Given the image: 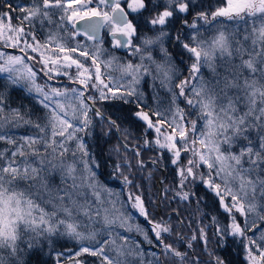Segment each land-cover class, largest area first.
I'll return each mask as SVG.
<instances>
[{
    "label": "snow or ice",
    "instance_id": "obj_1",
    "mask_svg": "<svg viewBox=\"0 0 264 264\" xmlns=\"http://www.w3.org/2000/svg\"><path fill=\"white\" fill-rule=\"evenodd\" d=\"M0 79V264H47L45 246L54 264H186L173 225L152 218L130 178L135 166L150 180L165 161V199L199 211L210 197L228 219L198 222L187 247L207 251L214 226L220 248L238 242L244 264H264V0H0ZM9 86L38 112L12 107ZM113 137L120 189L101 180L90 144ZM57 238L77 250L54 252Z\"/></svg>",
    "mask_w": 264,
    "mask_h": 264
},
{
    "label": "trees",
    "instance_id": "obj_2",
    "mask_svg": "<svg viewBox=\"0 0 264 264\" xmlns=\"http://www.w3.org/2000/svg\"><path fill=\"white\" fill-rule=\"evenodd\" d=\"M200 1L201 0H198L199 3H200ZM203 3L205 4V6H207L209 4H214V0H203ZM170 51H172L173 55H175L178 50L170 48ZM184 59H185L186 62H188L187 61V56H185ZM147 93H148V91H147ZM8 96H9L8 103L12 107H14V106L20 107L21 105H23L24 106V110L34 111V108L30 107V106L33 105V102L31 101V98L28 97V95L26 96L25 94H23V92L21 90H19V91L18 90H14V89L8 90ZM14 101H16L17 104H14ZM18 101H20V102H18ZM149 102H150L149 106H154L153 105V101L151 99V93H150ZM181 105L184 106L182 103H181ZM132 107H133V110H134V106H132ZM107 114H111V110L109 112H107ZM117 115H120V113H117ZM125 115H126V113H125ZM35 118L36 117L33 116V119H35ZM123 126L128 128L133 133L138 134L139 135L138 142L139 143H143L141 125L140 124H138V123L133 124V123L125 122ZM99 130H100V126L98 125L97 128H96V131L98 132ZM90 144L92 145V150L100 156L101 162L103 164V167L105 169L106 168L107 169L108 168H112V164L115 162L116 158L111 155V152L109 150V145L110 144L109 143L105 144L103 141H101L99 144H97L94 140H90ZM128 155L131 158V156H132L131 152H129ZM152 155H154V153L145 151L143 153V158L145 160H147ZM105 161H107V163H104ZM165 164H166V167L162 166V167H160L158 169H154L153 170V177H152V179L149 182V183H151L153 185V187H154V181L157 178H161L163 175L168 176L166 182L164 183L165 180L162 182L163 185L167 184L168 182H171L170 179H171V177L173 178L172 166L170 164H167L166 161H165ZM133 165H135L134 161H133ZM149 169L152 170L151 169V165H149ZM105 176H106V174H104L102 176L103 180L109 185V187H111V185H114V184H111V181H109V179H107ZM109 176H110V174H108V177ZM136 177H134V178H136ZM142 181H144V180H141V184H142V187H143V190H144L143 198L145 199V202H147L149 205L154 206L153 203H152V200L150 198V193L147 191V188H146V183L147 182L144 181V183H142ZM115 186H117V185H115ZM159 193H160V190H159ZM199 194L200 195L202 194V196L204 195V192H203L202 188L200 189V193ZM157 204L159 206L158 207L159 208L158 212L161 215H166L167 214L169 216V218L167 220H165V221H169L170 223L178 222L177 215L175 214V212L173 210L178 211L181 220L184 221V223L182 225L178 222L179 223V228L176 229L175 231H173V234L170 237H168V242H170V243H180L181 248L186 249L187 253L189 252V255H191L193 258H199L201 263L207 264V262L209 261L210 258L207 257V255L203 252L204 245L201 244V245H199V248L198 247H192L191 249H189L187 247V244L185 243V239L184 238H183V243L180 242V238L182 236L186 235L185 233L187 232V222H188V220H190V222L192 224H194V222H195V221H193V218L191 217L190 212L187 211L184 208H181V207L177 206L175 201L169 200V199H165V198H163V201H161L159 199ZM190 205H192L193 208L197 209V205L194 202L191 203ZM205 205H206V208H203L204 210L201 211V213H205V215H203V217H202L203 220H201L203 225H211L210 217H212V216H215L217 218L218 222L221 225L228 223V219H227L226 214H224L222 212V210L218 209V207H216V206H214L212 204V201H211L210 197H208L205 200ZM138 220L145 227H147V225L145 224L143 218L138 217ZM214 231H215L214 226L208 227V237L212 240V243H211L212 247L215 246L216 249H217V253L216 254L218 256H221L226 261V264H244L243 253H242V251H241V249L239 247V243L238 242H232L231 240H229L228 247L220 248L219 245H218L217 238L213 235ZM60 240H62V239L56 240L54 242L55 250H62V249H67V248L73 247L72 243H64V242H61ZM224 249H226V250H224ZM199 250H201V251L199 252ZM48 252L49 251L46 249V247H44L42 259L47 261V264H54V259L52 257H49ZM53 257H54V254H53ZM32 264H38V261H37V259L35 257H33V259H32Z\"/></svg>",
    "mask_w": 264,
    "mask_h": 264
},
{
    "label": "rangeland",
    "instance_id": "obj_3",
    "mask_svg": "<svg viewBox=\"0 0 264 264\" xmlns=\"http://www.w3.org/2000/svg\"><path fill=\"white\" fill-rule=\"evenodd\" d=\"M15 2L16 3H19L20 2V0H15ZM201 2V1H200ZM194 3H199L198 2V0H194ZM214 3H215V0H214ZM39 34V33H38ZM40 35V34H39ZM38 35V36H39ZM105 39L107 40L108 38L107 37H105ZM122 50H117V52H116V55H119V56H122V57H124V56H126L127 54H126V52H121ZM125 51V50H124ZM186 62V61H185ZM187 63V62H186ZM182 67V69H183V67L184 66H181ZM185 74H186V70H185ZM205 75L207 76L208 75V73H207V71L205 70ZM3 80L2 79H0V90H4L3 89ZM150 83H151V81H149L148 82V84H144V85H142L141 87H142V90L145 92V101H146V103H148V104H150V102H149V98H150V93H151V99H152V95H153V93H152V89H151V87L149 86L150 85ZM12 88H11V86H9V89L8 90H11ZM14 90H21L20 88H15ZM22 91V90H21ZM147 91H148V93H147ZM23 92V91H22ZM23 94H25L26 96L28 95L27 93H25V92H23ZM160 94H161V96H164L165 95V93L163 92V90H160ZM15 98V97H14ZM16 99V98H15ZM153 101V100H152ZM18 102H20V101H18ZM14 104H17L16 103V101H14ZM183 104V103H182ZM180 106L181 107H183L181 104H180ZM14 107H18V106H14ZM31 108H34V111H37L38 112V106H35L34 105V103H33V105L32 106H30ZM105 110L107 111V112H109L110 110H108L107 108H105ZM124 127V126H123ZM24 129H20V130H18V134H23L24 133ZM130 131V130H129ZM131 132V137H130V139H131V141H132V143L133 144H135V143H139L138 142V138H139V135L138 134H135V133H133L132 131H130ZM118 141H117V139L115 138V137H113L112 139H110L109 140V150L112 148V146L113 145H115L116 143H117ZM111 155L112 156H114L115 157V154L114 153H111ZM116 158V157H115ZM134 161V160H133ZM135 162V161H134ZM112 168H104V167H102V169H101V171H104L103 173L104 174H106V178L107 179H109V181H111V184H114V185H111V188H114V189H120V187H121V185H120V183L118 182V181H116V180H113L112 179V177H111V175L108 177V174H110L111 172H112ZM137 172V173H136ZM132 173H133V177L131 176L130 178H132V179H134V181H135V183L137 184V185H139L140 186V188L139 189H133V191H138L139 193H142V195H143V193H144V190H143V187H142V184H141V180H144L145 182H147L146 183V188H147V191L150 193V198H151V200H152V203H153V205L154 206H152V205H149L147 202H145L146 203V206L148 207V209H149V212H150V215L152 216V218L153 219H155V220H160V219H163V220H167L168 218H169V216L166 214V215H161L159 212H158V204H157V202L159 201V196H160V194H159V190L161 189L162 190V196H161V201H163V198H164V196H165V193H164V188H165V186L166 185H171L172 184V182H173V178L171 177V182H168L167 184H164L163 185V181H164V183L166 182V180H167V178H168V176H165V175H163L161 178H157L155 181H154V187H153V185L151 184V183H149L150 182V180L152 179V177H153V175H152V177H151V179L149 180L148 178H147V171H144V172H141V171H139V170H137L134 166H133V168H132ZM137 176V177H136ZM134 177H136V178H134ZM170 178V177H169ZM101 180L102 181H104L103 180V177L101 176ZM144 181H142V183H144ZM58 182V181H57ZM115 185H117V186H115ZM109 186V185H108ZM167 196H168V199L169 200H171V196H172V193L171 192H169V193H167ZM201 196H202V194H201ZM208 197H205L204 199L206 200ZM176 202V204H177V206H179V207H181V208H184V209H186L187 211H189L190 212V214H191V217L193 218V221H195L194 222V224H192L191 222H190V220H188V222H187V232L185 233L186 235H184V236H182L184 239H185V243L187 244L188 243V240L190 239V237L192 236V234H193V230L194 229H196L197 227H198V222L199 223H202V221L201 220H203L202 219V217H201V211H203L204 209L203 208H206V205H205V202H203V203H201L200 204V208H199V211H197V209L196 208H193L192 207V205H190V204H185V203H179V202H177V201H175ZM141 223V222H140ZM142 224V223H141ZM172 225H173V229H174V231L176 230V229H178L179 228V223L178 222H173V223H171ZM203 224V223H202ZM143 225V224H142ZM207 232H208V228H207ZM178 234V233H177ZM176 235V234H175ZM59 239H62V240H60L61 242H64V243H72L73 244V247H70V248H67V249H62V250H55V246H54V242L56 241V240H59ZM54 242H53V244H52V249H54V252H66L67 253V251L68 250H72L73 252L75 251V250H77L76 249V245H75V243L73 242V241H70V240H67L66 238H57ZM211 243H212V240L209 238L208 239V245H207V248H208V250L206 251L205 250V247L203 248V252L207 255V257H209V255H208V251H213L215 254L217 253V249H216V247L215 246H213L212 247V245H211ZM204 245L203 244V242L202 241H199V240H197V241H194L193 242V247H198L199 248V245ZM174 246L175 247H177L181 252H187V250L186 249H183V248H181V245H180V243H174ZM46 247V249L49 251V248L47 247V246H45ZM219 250V249H218ZM224 250H226V249H224ZM201 250H199V252H200ZM54 254V253H53ZM188 254V257H189V260L186 262V264H191V261H192V259H194L191 255H189V252L187 253ZM217 255V254H216ZM210 258V257H209ZM82 259H84L85 260V262H86V264H97V261H96V258H94V257H90V256H85V257H83ZM63 264H71V262L70 261H68V260H64L63 261ZM201 264H205V263H201Z\"/></svg>",
    "mask_w": 264,
    "mask_h": 264
},
{
    "label": "water",
    "instance_id": "obj_4",
    "mask_svg": "<svg viewBox=\"0 0 264 264\" xmlns=\"http://www.w3.org/2000/svg\"><path fill=\"white\" fill-rule=\"evenodd\" d=\"M122 51H124L123 49H121ZM160 196H159V199H161V196H162V192H161V190H160Z\"/></svg>",
    "mask_w": 264,
    "mask_h": 264
},
{
    "label": "flooded vegetation",
    "instance_id": "obj_5",
    "mask_svg": "<svg viewBox=\"0 0 264 264\" xmlns=\"http://www.w3.org/2000/svg\"><path fill=\"white\" fill-rule=\"evenodd\" d=\"M39 35V34H38ZM121 52H125V51H121Z\"/></svg>",
    "mask_w": 264,
    "mask_h": 264
},
{
    "label": "bare ground",
    "instance_id": "obj_6",
    "mask_svg": "<svg viewBox=\"0 0 264 264\" xmlns=\"http://www.w3.org/2000/svg\"><path fill=\"white\" fill-rule=\"evenodd\" d=\"M161 190V189H160ZM161 192H162V190H161Z\"/></svg>",
    "mask_w": 264,
    "mask_h": 264
}]
</instances>
